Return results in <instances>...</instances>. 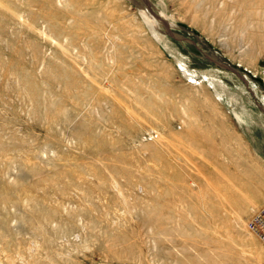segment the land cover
<instances>
[{
    "label": "rangeland",
    "instance_id": "rangeland-1",
    "mask_svg": "<svg viewBox=\"0 0 264 264\" xmlns=\"http://www.w3.org/2000/svg\"><path fill=\"white\" fill-rule=\"evenodd\" d=\"M255 175L264 0H0V264H264Z\"/></svg>",
    "mask_w": 264,
    "mask_h": 264
},
{
    "label": "built area",
    "instance_id": "built-area-1",
    "mask_svg": "<svg viewBox=\"0 0 264 264\" xmlns=\"http://www.w3.org/2000/svg\"><path fill=\"white\" fill-rule=\"evenodd\" d=\"M247 229L256 235L264 244V206L258 210L252 211L247 219Z\"/></svg>",
    "mask_w": 264,
    "mask_h": 264
},
{
    "label": "crops",
    "instance_id": "crops-1",
    "mask_svg": "<svg viewBox=\"0 0 264 264\" xmlns=\"http://www.w3.org/2000/svg\"><path fill=\"white\" fill-rule=\"evenodd\" d=\"M254 174H256V173H254ZM259 180H260V178L258 177V175H255L252 185L257 190H259V193L257 194L256 199L258 200L259 205L262 204L261 207H263L264 206V192L259 188V186H261V184H262L261 181H259ZM261 207H253V208L260 209Z\"/></svg>",
    "mask_w": 264,
    "mask_h": 264
},
{
    "label": "bare ground",
    "instance_id": "bare-ground-1",
    "mask_svg": "<svg viewBox=\"0 0 264 264\" xmlns=\"http://www.w3.org/2000/svg\"><path fill=\"white\" fill-rule=\"evenodd\" d=\"M165 20V19H164Z\"/></svg>",
    "mask_w": 264,
    "mask_h": 264
}]
</instances>
